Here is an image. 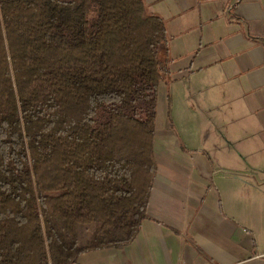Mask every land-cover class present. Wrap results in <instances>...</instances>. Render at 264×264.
Instances as JSON below:
<instances>
[{
    "label": "trees",
    "instance_id": "16d2710c",
    "mask_svg": "<svg viewBox=\"0 0 264 264\" xmlns=\"http://www.w3.org/2000/svg\"><path fill=\"white\" fill-rule=\"evenodd\" d=\"M170 63L143 0H0V264L134 238Z\"/></svg>",
    "mask_w": 264,
    "mask_h": 264
},
{
    "label": "crops",
    "instance_id": "0c3cea01",
    "mask_svg": "<svg viewBox=\"0 0 264 264\" xmlns=\"http://www.w3.org/2000/svg\"><path fill=\"white\" fill-rule=\"evenodd\" d=\"M143 1L172 77L146 216L75 264H264V0Z\"/></svg>",
    "mask_w": 264,
    "mask_h": 264
},
{
    "label": "rangeland",
    "instance_id": "374dc122",
    "mask_svg": "<svg viewBox=\"0 0 264 264\" xmlns=\"http://www.w3.org/2000/svg\"><path fill=\"white\" fill-rule=\"evenodd\" d=\"M162 82L163 89L160 87L158 91L159 83ZM167 87L164 80H160L157 84L156 90V115H155V128L157 134L160 133L161 135L167 131V119L169 114L168 108V98H167Z\"/></svg>",
    "mask_w": 264,
    "mask_h": 264
}]
</instances>
